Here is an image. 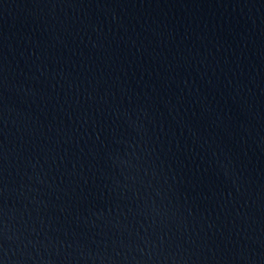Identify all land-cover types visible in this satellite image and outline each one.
Masks as SVG:
<instances>
[{"label": "water", "instance_id": "obj_1", "mask_svg": "<svg viewBox=\"0 0 264 264\" xmlns=\"http://www.w3.org/2000/svg\"><path fill=\"white\" fill-rule=\"evenodd\" d=\"M0 264H264V0H0Z\"/></svg>", "mask_w": 264, "mask_h": 264}]
</instances>
